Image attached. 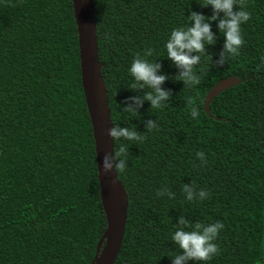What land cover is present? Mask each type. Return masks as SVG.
<instances>
[{
	"label": "trees",
	"instance_id": "obj_1",
	"mask_svg": "<svg viewBox=\"0 0 264 264\" xmlns=\"http://www.w3.org/2000/svg\"><path fill=\"white\" fill-rule=\"evenodd\" d=\"M91 2L111 123L144 136L130 144L125 173L117 172L128 208L114 264H171L180 216L224 224L219 254L207 264H262L264 0H242L250 19L241 26L239 54L216 66L218 36L205 48L211 61L198 66L201 83L191 88L174 79L178 70L163 57V45L189 10L211 15L202 0ZM147 47L171 77L162 87L172 95L161 109L145 101L131 116L126 98L145 90L129 89L127 68ZM232 78L240 83L218 95L207 116L206 95ZM149 119L159 130L145 132ZM120 144L129 142L114 141L113 153ZM197 151L205 153L203 164ZM192 183L208 198L185 201L182 186ZM163 185L174 199L156 196ZM105 229L72 2L0 0V264H91Z\"/></svg>",
	"mask_w": 264,
	"mask_h": 264
},
{
	"label": "clouds",
	"instance_id": "obj_2",
	"mask_svg": "<svg viewBox=\"0 0 264 264\" xmlns=\"http://www.w3.org/2000/svg\"><path fill=\"white\" fill-rule=\"evenodd\" d=\"M200 7H210L211 15L205 16L200 12L190 11L185 17L184 24L173 27L164 42V50L172 66L178 70L175 80L181 81L185 87L198 86L201 83L199 65L202 58L206 62L211 61L212 54L205 53L206 46L216 43L218 36L223 37L222 50L218 54L214 64L222 67L227 60L239 54L240 47L245 43L242 37V25L249 21L250 13L244 7L242 0H202ZM212 22H215V33L212 31ZM151 47H147L142 54L133 57L127 68L131 78L130 90L143 89V96H130L126 98L124 111L137 115V109L147 101L151 109H161L167 105L172 95L170 89L162 87L166 80L171 79L160 71L161 64L153 57ZM264 65V59L260 61ZM189 115L196 119L199 115L198 108L192 107ZM145 132L158 129L156 120H147L144 123ZM107 136L112 141L124 140L129 144H120L118 150L105 152L99 160V173L106 176L115 173H125L127 168V151L131 143H142L144 136L137 132L134 126L121 127L115 124L107 130ZM195 157L202 164L206 161L205 153L197 151ZM184 200L187 202L203 201L208 198L206 189L196 184H184L181 189ZM156 196L174 199L176 193L163 185L156 190ZM175 230L171 235V241L179 250L171 256V264H207L213 257L219 254L215 241L218 233L224 228V224L215 222H192L183 216L178 217Z\"/></svg>",
	"mask_w": 264,
	"mask_h": 264
},
{
	"label": "water",
	"instance_id": "obj_3",
	"mask_svg": "<svg viewBox=\"0 0 264 264\" xmlns=\"http://www.w3.org/2000/svg\"><path fill=\"white\" fill-rule=\"evenodd\" d=\"M78 36L79 64L83 96L88 111L94 140L97 179L101 205L106 219V229L97 244L96 255L91 264H114L125 232L128 200L117 173H99L100 157L113 152L112 141L107 130L112 127L105 84L98 60V46L94 23V8L91 0H71ZM236 78L218 82L206 95L203 110L210 116L212 101L222 92L238 85ZM264 264V245L263 258Z\"/></svg>",
	"mask_w": 264,
	"mask_h": 264
}]
</instances>
